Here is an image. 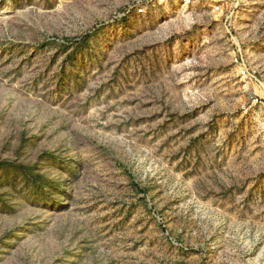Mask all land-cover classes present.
Instances as JSON below:
<instances>
[{
    "label": "rangeland",
    "instance_id": "1",
    "mask_svg": "<svg viewBox=\"0 0 264 264\" xmlns=\"http://www.w3.org/2000/svg\"><path fill=\"white\" fill-rule=\"evenodd\" d=\"M0 264H264V0H0Z\"/></svg>",
    "mask_w": 264,
    "mask_h": 264
}]
</instances>
